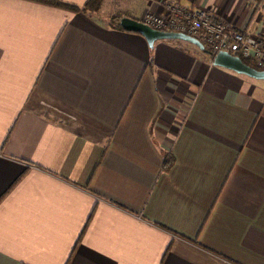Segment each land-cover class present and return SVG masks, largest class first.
<instances>
[{
  "label": "crops",
  "instance_id": "crops-1",
  "mask_svg": "<svg viewBox=\"0 0 264 264\" xmlns=\"http://www.w3.org/2000/svg\"><path fill=\"white\" fill-rule=\"evenodd\" d=\"M168 2L264 34V1L112 0L109 16ZM211 59L0 0V264H264V79Z\"/></svg>",
  "mask_w": 264,
  "mask_h": 264
},
{
  "label": "built area",
  "instance_id": "built-area-1",
  "mask_svg": "<svg viewBox=\"0 0 264 264\" xmlns=\"http://www.w3.org/2000/svg\"><path fill=\"white\" fill-rule=\"evenodd\" d=\"M246 1L258 10L264 0ZM140 21L155 30L192 36L212 54L225 51L252 61L258 70L264 71V34L235 29L205 9H190L168 2L159 13H147Z\"/></svg>",
  "mask_w": 264,
  "mask_h": 264
},
{
  "label": "water",
  "instance_id": "water-1",
  "mask_svg": "<svg viewBox=\"0 0 264 264\" xmlns=\"http://www.w3.org/2000/svg\"><path fill=\"white\" fill-rule=\"evenodd\" d=\"M118 23L124 31L140 34L149 47L152 46L153 41L158 39H179L191 43L199 49H203V45L196 38L184 33L155 30L143 24L141 21L127 16L120 17ZM211 62L213 65L229 69L237 74H243L255 79H264V71L247 66L239 57L225 51H218L212 54Z\"/></svg>",
  "mask_w": 264,
  "mask_h": 264
},
{
  "label": "trees",
  "instance_id": "trees-1",
  "mask_svg": "<svg viewBox=\"0 0 264 264\" xmlns=\"http://www.w3.org/2000/svg\"><path fill=\"white\" fill-rule=\"evenodd\" d=\"M30 1L38 2V3H42L45 5L54 6V7H58L62 9H67L71 11H80V12L86 13L87 15L96 13L100 9L101 4L103 2V0H85L81 5H73V4L63 2L61 0H30ZM120 17L121 16L119 14L110 15L107 19L108 25L114 29L123 30L118 23ZM209 54L212 55L211 52H209ZM239 59L247 66L258 70L252 61L248 59H243L241 57H239ZM171 159L172 158L169 154L167 153L163 154L162 169L164 171L168 170V168L170 167Z\"/></svg>",
  "mask_w": 264,
  "mask_h": 264
},
{
  "label": "rangeland",
  "instance_id": "rangeland-1",
  "mask_svg": "<svg viewBox=\"0 0 264 264\" xmlns=\"http://www.w3.org/2000/svg\"><path fill=\"white\" fill-rule=\"evenodd\" d=\"M111 2H112V0H105L104 3H102L101 8L94 14L97 15V17H99V18H104L105 20H107V18L109 17V14L113 13L114 10L116 9V7H114L111 4ZM238 75H241L240 77L247 82L257 83L251 77H248V76L243 75V74H238ZM259 83H264V82H259Z\"/></svg>",
  "mask_w": 264,
  "mask_h": 264
}]
</instances>
